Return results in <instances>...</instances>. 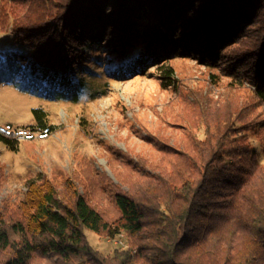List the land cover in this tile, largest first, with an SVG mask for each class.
Segmentation results:
<instances>
[{
  "label": "trees",
  "instance_id": "trees-1",
  "mask_svg": "<svg viewBox=\"0 0 264 264\" xmlns=\"http://www.w3.org/2000/svg\"><path fill=\"white\" fill-rule=\"evenodd\" d=\"M64 3V12L44 26L14 23L16 38L35 48L28 58L7 59L4 74L19 73L26 82H15L16 88L75 100L78 86L66 71L77 65L72 61L78 56L68 57L65 48L95 45L111 33L117 54L111 75L154 64L170 85L168 61L193 58L249 84L264 106V0ZM144 20L150 29L143 32ZM48 25L58 37L44 40ZM245 39V49L227 51ZM32 113L38 127L51 128L41 109ZM234 130L217 138L205 155L181 154L183 165H174L176 179L157 175L166 190L114 192L117 216L111 220L76 188L65 199L46 181L29 180L17 208L21 216L0 219V264H31L36 256L50 264H264V159L241 145ZM0 142L13 144L1 135ZM86 229L111 239L123 234L128 247L102 255L88 244Z\"/></svg>",
  "mask_w": 264,
  "mask_h": 264
},
{
  "label": "rangeland",
  "instance_id": "rangeland-1",
  "mask_svg": "<svg viewBox=\"0 0 264 264\" xmlns=\"http://www.w3.org/2000/svg\"><path fill=\"white\" fill-rule=\"evenodd\" d=\"M64 1L0 0V125L35 128L32 110L41 109L51 127L41 140L16 139L10 147L0 142L1 220L21 216L17 208L29 180L46 181L65 199L76 188L111 220L117 216L114 192L166 190L157 175L176 179L174 165H183L181 154H207L231 128H235L232 136L263 161L264 106L249 84L193 58L168 61L173 69L170 85H165L154 64L116 77L109 74L117 58L111 33L95 45L65 48L68 57L78 56L72 61L77 65L66 71L78 86L75 100H52L16 88L15 82H26L19 73L4 74L7 59L28 58L35 48L16 38L14 23L42 25L46 19L58 18ZM144 22L143 32L150 29ZM45 31L44 40L59 36L49 25ZM248 42L245 39L227 51L243 50ZM84 234L102 255L128 247L123 234L112 239L87 229ZM49 261L36 256L31 264Z\"/></svg>",
  "mask_w": 264,
  "mask_h": 264
},
{
  "label": "bare ground",
  "instance_id": "bare-ground-1",
  "mask_svg": "<svg viewBox=\"0 0 264 264\" xmlns=\"http://www.w3.org/2000/svg\"><path fill=\"white\" fill-rule=\"evenodd\" d=\"M8 130V123L0 125V135H4V131ZM9 132L11 133L10 138L11 140L22 139V140H33V139H44L47 137L49 130L48 128L42 127H33V128H26V127H14L9 125ZM4 137V136H3ZM7 138V137H5Z\"/></svg>",
  "mask_w": 264,
  "mask_h": 264
},
{
  "label": "built area",
  "instance_id": "built-area-1",
  "mask_svg": "<svg viewBox=\"0 0 264 264\" xmlns=\"http://www.w3.org/2000/svg\"><path fill=\"white\" fill-rule=\"evenodd\" d=\"M9 125H11V124L8 123V130L7 131H4V135H1V136L10 138L11 133H15V132H9Z\"/></svg>",
  "mask_w": 264,
  "mask_h": 264
}]
</instances>
